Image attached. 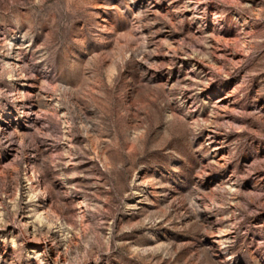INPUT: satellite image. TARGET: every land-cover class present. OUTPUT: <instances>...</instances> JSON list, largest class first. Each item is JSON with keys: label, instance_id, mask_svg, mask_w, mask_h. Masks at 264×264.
Listing matches in <instances>:
<instances>
[{"label": "rangeland", "instance_id": "374dc122", "mask_svg": "<svg viewBox=\"0 0 264 264\" xmlns=\"http://www.w3.org/2000/svg\"><path fill=\"white\" fill-rule=\"evenodd\" d=\"M0 264H264V0H0Z\"/></svg>", "mask_w": 264, "mask_h": 264}]
</instances>
